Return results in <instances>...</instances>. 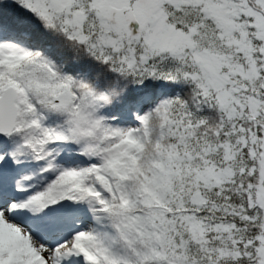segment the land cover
<instances>
[{"label":"snow or ice","instance_id":"1","mask_svg":"<svg viewBox=\"0 0 264 264\" xmlns=\"http://www.w3.org/2000/svg\"><path fill=\"white\" fill-rule=\"evenodd\" d=\"M0 264H264V0H0Z\"/></svg>","mask_w":264,"mask_h":264}]
</instances>
